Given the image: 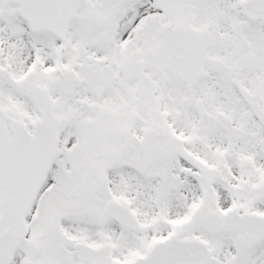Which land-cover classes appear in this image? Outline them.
I'll use <instances>...</instances> for the list:
<instances>
[{"label":"snow or ice","instance_id":"1","mask_svg":"<svg viewBox=\"0 0 264 264\" xmlns=\"http://www.w3.org/2000/svg\"><path fill=\"white\" fill-rule=\"evenodd\" d=\"M0 264H264V0H0Z\"/></svg>","mask_w":264,"mask_h":264}]
</instances>
